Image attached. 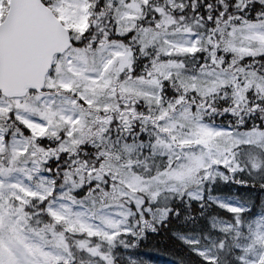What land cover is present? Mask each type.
<instances>
[{"label": "snow or ice", "instance_id": "6c2138e0", "mask_svg": "<svg viewBox=\"0 0 264 264\" xmlns=\"http://www.w3.org/2000/svg\"><path fill=\"white\" fill-rule=\"evenodd\" d=\"M264 264V0H0V264Z\"/></svg>", "mask_w": 264, "mask_h": 264}, {"label": "trees", "instance_id": "16d2710c", "mask_svg": "<svg viewBox=\"0 0 264 264\" xmlns=\"http://www.w3.org/2000/svg\"><path fill=\"white\" fill-rule=\"evenodd\" d=\"M145 252L147 253V255L163 257L172 264L173 261L176 259V256L173 255L172 252L166 250L146 248Z\"/></svg>", "mask_w": 264, "mask_h": 264}, {"label": "rangeland", "instance_id": "374dc122", "mask_svg": "<svg viewBox=\"0 0 264 264\" xmlns=\"http://www.w3.org/2000/svg\"><path fill=\"white\" fill-rule=\"evenodd\" d=\"M145 258L146 259H152L154 264H172L169 261H167L166 259H164L163 257H159V256L146 255Z\"/></svg>", "mask_w": 264, "mask_h": 264}]
</instances>
